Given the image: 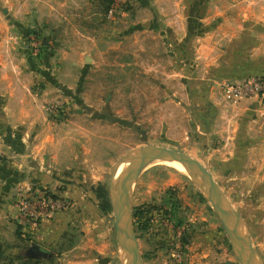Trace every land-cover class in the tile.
<instances>
[{
	"label": "rangeland",
	"instance_id": "obj_1",
	"mask_svg": "<svg viewBox=\"0 0 264 264\" xmlns=\"http://www.w3.org/2000/svg\"><path fill=\"white\" fill-rule=\"evenodd\" d=\"M91 1L86 6L75 5L78 13L70 18L76 21L77 27L81 25L83 31L80 32L85 35H93L94 30L111 31L119 42H126L127 32L135 27L133 23L147 21L157 29L154 27L150 32L141 29L128 35L129 42L118 48L120 53H129L128 58H118L115 76L83 74L73 97H60L50 107L53 121L68 124L72 135L77 134L76 154L87 202L75 204L65 197L67 174L63 170L52 173L56 184L45 188L48 194L64 202L66 209L37 226L21 229L23 249L40 246L45 247V251L37 248L29 254L10 250L6 253L30 260L27 264H128L110 201L111 175L113 168L132 152L157 146L188 154L210 170L242 220L239 227L244 230L240 234L244 235L245 243L250 250L252 247L257 252L264 264V187H244L239 179L230 181L227 166L221 164V156L205 155L207 149L198 136L195 115L205 107L206 92L210 94L214 88L219 89L222 80L216 70L210 69L208 77L203 76L205 65H199L200 62L190 65V55H187L189 41L192 42L196 34H202L206 26L197 20L191 24V35L189 32L181 35L178 28L170 27L179 16L188 25L190 12L165 15L154 7L145 9L139 0ZM143 1L153 3L152 0ZM179 35L184 37L181 45L177 42ZM27 38L33 66L49 68L57 46L47 44L48 51L45 52L43 39L38 33H31ZM143 41L145 45L149 43V51L141 55L138 66L135 51ZM96 82L102 83V91L110 89L111 84L117 85L119 91L116 95H120L117 102L122 109H130L128 116L119 117L111 109L108 91L105 98L97 100ZM83 86L87 102L99 103L101 110L87 107L81 94ZM177 101L185 107V111L178 115ZM177 116L180 126L188 125L184 131L177 125ZM143 153L138 150L133 156ZM132 157L115 167L114 191L115 185L119 188L126 179V175L119 173L116 179L118 167ZM155 163L151 162L143 170L132 195L135 231L144 264H240L213 210L214 198H209L177 167ZM72 175L75 178L74 172ZM104 200H108L111 206L107 213L102 210ZM76 209L81 212L74 214ZM67 213L74 215L67 221L66 229L44 246V231H41L44 223H55ZM259 257L255 255V259Z\"/></svg>",
	"mask_w": 264,
	"mask_h": 264
},
{
	"label": "crops",
	"instance_id": "obj_2",
	"mask_svg": "<svg viewBox=\"0 0 264 264\" xmlns=\"http://www.w3.org/2000/svg\"><path fill=\"white\" fill-rule=\"evenodd\" d=\"M139 1L145 9L154 7L165 15L190 12L188 25L179 16L178 24L172 23L170 27L178 28L181 35L192 34V22L204 23L207 29L189 41L187 54L190 65H205L203 76L208 77L210 69L221 75L220 80L264 76V0ZM89 2L0 0V253L10 250L29 254L37 248L45 251V247L23 249L21 245L16 201L20 190L29 185L54 187L52 173L63 170L67 174L64 196L75 204L87 202L76 154L77 134L72 135L68 124L54 122L50 107L60 97H73L83 74L115 76L118 58H128L129 54L120 53L118 48L129 42L130 34L141 29L154 30L151 23L139 21L127 32L126 42H119L111 31L94 30L93 35H85L80 32L81 25L77 27L70 18L77 15L76 7ZM31 33H38L45 48L47 44L57 46L48 70L37 69L31 62L27 43ZM183 38L177 36L178 45ZM145 43H140L135 51L138 66L141 55L149 51V43ZM94 89L99 92L98 101L108 91L111 109L119 117L128 116L130 109H122L117 102L120 95H116V84L102 91V83L96 82ZM81 94L87 107L101 110L99 103L87 102L84 86ZM205 97V107L194 118L199 139L207 149L205 155L221 156V164L231 171L230 181L239 179L244 187H264V105L258 99L226 102L217 87L210 94L207 91ZM182 111L185 107L177 101V115ZM177 125L180 126L178 116ZM186 125L180 126L183 131ZM80 210L76 209L74 214ZM74 214L61 215L55 223H44V246L66 229Z\"/></svg>",
	"mask_w": 264,
	"mask_h": 264
},
{
	"label": "water",
	"instance_id": "obj_3",
	"mask_svg": "<svg viewBox=\"0 0 264 264\" xmlns=\"http://www.w3.org/2000/svg\"><path fill=\"white\" fill-rule=\"evenodd\" d=\"M138 150L144 151V153L140 155L135 161L129 175L121 183L118 191L115 192L113 190L115 167L119 163L130 159ZM138 150L129 154L125 159H123L113 168L110 183V201L116 221V230L119 232L120 243L125 257L128 260V264H144L134 225V215L132 207L133 189L143 170H145L151 162L161 157H170L175 160L181 161L185 165H188L190 168L198 171L202 175L207 187L211 191V194L214 198L215 204L213 210L216 212L223 225L225 233L230 241L232 250L238 262L240 264H263L261 258L259 257L257 252L253 250L252 247L249 253L243 251L238 233L239 224L240 222H242V220L240 219L238 213L233 207V204L231 203L221 186L215 181V178L209 169H207L199 161L193 159L190 155L178 150L157 146H147ZM121 238H123V243L121 242ZM254 253L260 259H255ZM226 264L233 263L227 262Z\"/></svg>",
	"mask_w": 264,
	"mask_h": 264
},
{
	"label": "built area",
	"instance_id": "obj_4",
	"mask_svg": "<svg viewBox=\"0 0 264 264\" xmlns=\"http://www.w3.org/2000/svg\"><path fill=\"white\" fill-rule=\"evenodd\" d=\"M219 92L229 103L244 99H258L264 105V76L253 75L240 80H221ZM52 199L45 187L29 186L17 194L18 223L21 229L37 226L46 218L66 209V204Z\"/></svg>",
	"mask_w": 264,
	"mask_h": 264
},
{
	"label": "bare ground",
	"instance_id": "obj_5",
	"mask_svg": "<svg viewBox=\"0 0 264 264\" xmlns=\"http://www.w3.org/2000/svg\"><path fill=\"white\" fill-rule=\"evenodd\" d=\"M138 157H139V154H136L127 163H124L121 166H119L117 169L116 179L118 178L119 175H126V177H127ZM153 162H156L157 164H168V165H172L174 167H177L179 169V171H181L185 175L189 176L196 183V185L202 190V192H204L209 198H211V199L213 198L211 191L207 187L202 175L198 171L193 170L188 165H184L180 162H177L175 159L170 158V157H161V158L154 160ZM118 173H119V175H118ZM118 189L119 188L116 184L115 185V192H117ZM240 227L238 228V233H239V238H240L242 249L244 252L249 253L251 251L250 247L248 246V244L245 243L244 235L240 234V233H243V231H244Z\"/></svg>",
	"mask_w": 264,
	"mask_h": 264
},
{
	"label": "trees",
	"instance_id": "obj_6",
	"mask_svg": "<svg viewBox=\"0 0 264 264\" xmlns=\"http://www.w3.org/2000/svg\"><path fill=\"white\" fill-rule=\"evenodd\" d=\"M228 171L230 172V169H228ZM49 197H51L52 199H59L58 197H55L54 195L49 194ZM101 198H104V196H102ZM110 202L108 200H104L102 203V210L107 213L110 211ZM7 261H9L8 264H15V262H20V264H27V262H30V260L25 259L24 257L20 256V255H14V254H7L6 250H2L0 253V263L1 262H5L4 264H7Z\"/></svg>",
	"mask_w": 264,
	"mask_h": 264
}]
</instances>
